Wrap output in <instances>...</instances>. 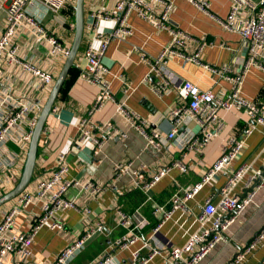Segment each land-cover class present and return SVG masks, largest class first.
I'll list each match as a JSON object with an SVG mask.
<instances>
[{
  "label": "built area",
  "instance_id": "2783aa9c",
  "mask_svg": "<svg viewBox=\"0 0 264 264\" xmlns=\"http://www.w3.org/2000/svg\"><path fill=\"white\" fill-rule=\"evenodd\" d=\"M189 1L208 12V1ZM232 2L228 16L225 19H218V23L224 30L240 35L248 44L245 62L239 67L234 65L217 67L202 62L201 51L206 42H201L170 24V16L175 8L174 0H116L115 7L111 10L99 7L90 11L93 23L87 25V28L95 34L88 39L83 52L86 66L82 78L101 87V94L95 100L91 113L100 110L106 99H112L104 80L107 68L102 60L112 41L133 36L134 31L129 24V17L135 14L171 36L169 44L157 57L144 59L150 68L149 75L158 77L153 91L163 95L169 88L174 87L180 99L177 107L172 108L168 114L175 122L167 136L168 139L177 140L180 126L190 119L200 127V131L196 134L190 129H184L178 143L182 150L200 152L223 129L222 113H237V110H244L249 120L239 137L234 136L227 141L219 158L201 175L199 182L187 188L180 187L174 182L176 190L172 193L169 206L154 204L152 210L154 223L139 208L132 216L126 214L120 207L117 208L119 225L126 233L117 240H108L101 256L87 264H120L119 255L139 242L140 234L149 227L154 240L149 239L145 243L149 246L150 252L148 254H142L140 250L134 252L135 264H149L156 256H164L165 264H201L219 244L228 242L227 232L252 202L254 191L250 194L247 192L245 197L235 195L234 191L243 182H245L243 188L250 189L262 172L249 175L250 167L243 165L228 176L220 190L218 201L209 196L199 205V228L188 236L184 245L178 246L167 240L158 242L155 239L163 224L177 211L188 216L195 214V209L189 206V202L194 200L207 184H212L216 176L238 157L246 140L260 126L264 127V102L255 104L243 94L247 73L251 69L264 72V0L256 4L252 0ZM75 3L76 0H0V199L11 192L21 178L39 116L58 77L56 69L64 65L72 46L64 36L56 34L52 25L44 24L43 18L39 16L40 8L43 7L50 14L59 16L66 7H74ZM243 8L245 11H241ZM103 20L116 22L112 33L103 35L97 32ZM68 28L74 31L75 25L69 24ZM96 41L100 44L98 48L93 45ZM38 46L46 50L45 69L38 65V59L34 54ZM172 58L196 64L223 78L231 83V90L218 94L212 90H202L192 82L178 79L167 69V63ZM57 110L58 108L54 106L51 114ZM118 110L124 111L123 108ZM129 117L133 123L138 124L137 128L146 136L149 144L156 148L161 147L158 131H153L149 136L148 123L145 120L136 114ZM87 121L82 120L78 126V140L90 139L94 145V155H97L108 138L112 134H119L120 131L111 122L101 124L95 130H89ZM128 169L129 167L123 164L115 168V182L109 188L117 194L121 195V192L115 186L116 182ZM174 169L187 173L191 165L185 163L183 159L174 160L149 180L136 179L134 186L146 195L145 202H154L150 195L151 190L163 176ZM68 173L67 154L61 152L56 157L53 170L34 175L27 188L7 203L9 207L3 212L0 221V264H5L10 256L17 258L13 259L11 264H31L29 261L32 257L31 245L39 230L44 226H50L53 231L65 229L60 214L68 210L81 209L78 203L67 198L70 190L75 189L78 196L89 198H98L106 190L92 178L84 181L70 180ZM28 209L33 210L31 225L28 229L18 227L17 218ZM81 210L87 215L92 214L87 206ZM80 233L50 264H72L95 236L103 233V228L98 224L86 227ZM263 246L264 229L228 264H243L254 251Z\"/></svg>",
  "mask_w": 264,
  "mask_h": 264
},
{
  "label": "crops",
  "instance_id": "0c3cea01",
  "mask_svg": "<svg viewBox=\"0 0 264 264\" xmlns=\"http://www.w3.org/2000/svg\"><path fill=\"white\" fill-rule=\"evenodd\" d=\"M174 1L175 8L170 16V24L195 39L206 42L201 51L202 62L217 67L226 65L239 67L244 64L248 44L240 35L224 30L218 23V19H225L228 16L233 4L232 0H197L208 1V12L198 8L189 0ZM259 1L252 0L254 4ZM115 3L116 0H85L84 49L79 52L76 58V67L69 72L68 82L54 105L58 108L57 112L49 116L40 140L35 171L37 176L44 171L53 170L56 157L64 152L67 154L69 165L68 179L84 181L92 178L102 184L106 190L98 198L78 196L77 190H70L67 193V198L78 203L81 209L87 206L92 214L87 215L81 209L68 210L62 215L60 214L65 227L63 231H53L50 226L41 228L31 245L32 257L29 260L31 264L54 262L58 254L75 240L84 228L98 224L102 226L103 233L96 235L72 264H87L101 256L108 240H117L126 233V230L120 227L116 214V209L119 207L130 216L139 208L154 223L155 218L152 215L154 204L169 206L172 193L176 190L174 182L183 188L199 182L201 175L206 173L219 158L227 141L231 137H239L249 120L244 110H237V113H222L223 129L200 152L191 149L182 150L178 143L184 129L199 133L200 127L190 119L180 126L177 140L168 139L167 136L175 124L168 114L172 108L177 107L180 99L174 87L169 88L163 95L153 91L158 77L149 75L150 68L144 59L157 57L161 50L169 44L171 36L168 32L145 22L135 14L129 17V24L134 31L133 36L112 41L102 60L107 68L104 80L109 87L112 99H106L100 110L91 113L95 100L101 94V87L90 84L82 78L86 66L83 52L88 44V39L95 34L87 28V25L93 23L90 11L99 7L111 10L115 7ZM241 11H245V9L243 8ZM40 14L44 24L52 25L57 35L64 36L67 42L72 44L74 31L69 30L68 26L69 24L75 25V19L74 22L71 21L66 12L54 16L43 7L40 8ZM115 27V21L103 20L100 22L97 32L103 35L110 34ZM93 45L98 48L100 44L96 41L93 42ZM36 50L38 53L34 51V54L38 59V65L45 69L46 50L41 46H38ZM39 53L41 54L39 55ZM62 67L58 66L56 69L58 75ZM167 69L178 79L192 82L202 90H212L221 94L228 93L232 88L231 83L223 78L215 76L196 64L186 63L178 58H172L167 63ZM146 78L148 79L146 80ZM244 81V96L255 104L263 103L264 72L251 69ZM119 108H123L124 111H119ZM132 114H136L148 123V131H146L149 136L153 131H158L160 148L148 143L146 136L137 128L138 124L133 123L130 119L129 116ZM84 119L88 120L87 129L89 130H95L97 126L111 122L120 133L112 134L99 153L94 155V145L90 139L78 140V126ZM181 159L191 165L190 171L181 173L180 170L174 169L168 172L150 192L154 202H145L146 195L134 186L136 179L149 180L172 161ZM120 164L129 167L115 185L120 189L121 195L109 188L115 182V168ZM243 165L250 167L249 175L263 171V126H260L246 140L244 148L228 168L218 174L212 184H207L201 193L189 202V206L195 209V214L188 216L177 211L170 220L163 224L155 239L158 242L167 240L178 246L184 245L188 236L199 228V205L203 204L209 196H213L214 200L218 201L220 190L228 176ZM244 184L245 182L235 189V195L245 197L247 192L251 193L249 189L243 188ZM8 207L9 204L0 207V221L3 212ZM32 212V209L25 210L23 215L17 218L18 227L28 229L32 223ZM263 229L264 179L263 184L255 188L250 205L227 232L228 242L219 244L201 264L230 263ZM140 235L139 242L119 255L120 264H135L133 254L138 250L142 254L150 252V248L145 242L152 239L151 228L149 227ZM13 259L17 258L10 256L5 264H11ZM263 262L264 246L254 251L243 264H262ZM149 264H165V258L156 256Z\"/></svg>",
  "mask_w": 264,
  "mask_h": 264
},
{
  "label": "water",
  "instance_id": "95a60500",
  "mask_svg": "<svg viewBox=\"0 0 264 264\" xmlns=\"http://www.w3.org/2000/svg\"><path fill=\"white\" fill-rule=\"evenodd\" d=\"M74 11H75V29H74V39L72 42L70 54L67 57L58 77L56 78L52 92L46 102V105L41 115L39 116L38 123L34 130L33 137L30 143L29 152L27 154V159L21 178L18 184L16 185V187L11 192L7 193L3 198L0 199V207L7 204L12 199H14L19 194H21L33 180L36 171L40 140L46 128L49 116L63 89V86L66 82L70 70L73 67H76V58L83 44L84 32L86 28L85 0H76ZM263 179H264V169L262 171L261 176L254 181L252 187L249 189V192H253L255 188L262 185Z\"/></svg>",
  "mask_w": 264,
  "mask_h": 264
},
{
  "label": "trees",
  "instance_id": "16d2710c",
  "mask_svg": "<svg viewBox=\"0 0 264 264\" xmlns=\"http://www.w3.org/2000/svg\"><path fill=\"white\" fill-rule=\"evenodd\" d=\"M62 12H66V14L68 15L69 19H71V21L74 22V19H75V18H74V7L68 6V7H66V9H64ZM83 49H84V45L82 44V46H81V48H80V51H82ZM74 69H75V67H73V68L70 70V72H71L72 70H74ZM67 82H68V78L66 79V82H65V84H64V87H63L61 93H63V90H64V88H65ZM139 202H140V199H139Z\"/></svg>",
  "mask_w": 264,
  "mask_h": 264
},
{
  "label": "rangeland",
  "instance_id": "374dc122",
  "mask_svg": "<svg viewBox=\"0 0 264 264\" xmlns=\"http://www.w3.org/2000/svg\"><path fill=\"white\" fill-rule=\"evenodd\" d=\"M37 51V53H38V50H36ZM36 51H35V53H36ZM41 53H39V55H40Z\"/></svg>",
  "mask_w": 264,
  "mask_h": 264
}]
</instances>
